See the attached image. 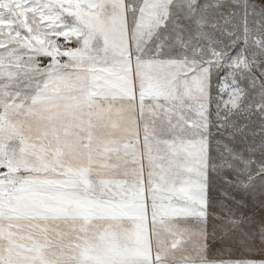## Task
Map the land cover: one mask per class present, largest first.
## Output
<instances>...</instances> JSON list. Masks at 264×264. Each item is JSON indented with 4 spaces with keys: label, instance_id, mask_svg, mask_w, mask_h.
<instances>
[{
    "label": "snow or ice",
    "instance_id": "6c2138e0",
    "mask_svg": "<svg viewBox=\"0 0 264 264\" xmlns=\"http://www.w3.org/2000/svg\"><path fill=\"white\" fill-rule=\"evenodd\" d=\"M249 200L264 0H0V264H264Z\"/></svg>",
    "mask_w": 264,
    "mask_h": 264
},
{
    "label": "rangeland",
    "instance_id": "374dc122",
    "mask_svg": "<svg viewBox=\"0 0 264 264\" xmlns=\"http://www.w3.org/2000/svg\"><path fill=\"white\" fill-rule=\"evenodd\" d=\"M257 2H259V0H257ZM217 195H219V193H217ZM245 212H255L257 215H259L261 212H264V209H261L259 206V201H252L249 200L248 206L245 207L244 209ZM212 228V220H209V230L211 231ZM239 256V253L236 252H228L225 251L223 253V259H235Z\"/></svg>",
    "mask_w": 264,
    "mask_h": 264
}]
</instances>
